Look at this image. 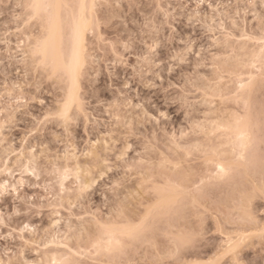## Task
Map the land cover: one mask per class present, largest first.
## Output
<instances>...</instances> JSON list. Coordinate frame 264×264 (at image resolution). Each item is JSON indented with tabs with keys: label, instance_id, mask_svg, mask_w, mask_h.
I'll return each instance as SVG.
<instances>
[{
	"label": "rangeland",
	"instance_id": "rangeland-1",
	"mask_svg": "<svg viewBox=\"0 0 264 264\" xmlns=\"http://www.w3.org/2000/svg\"><path fill=\"white\" fill-rule=\"evenodd\" d=\"M29 3L0 0V261L53 264L67 258L73 264H100L113 259L92 249L97 221L117 229L133 222L154 204L150 190L158 184L166 186L165 197H179L180 212L157 219L156 236L136 257L142 264L158 256L173 258L177 248L176 264H231L227 254L241 240L259 246L264 0H94L96 34L88 33L79 99L67 121L59 113L70 81L61 69L49 79L51 68L45 73L34 67L38 33L35 22L28 21ZM164 37L176 64L188 57L182 40H194L195 50L203 49L207 59L200 75L179 86L183 104L164 103L163 90L148 87L149 81L141 82L132 71L136 53L159 51ZM129 38L135 43L126 54L123 44ZM163 74L167 87L168 72ZM125 84L133 86L125 89ZM139 104L160 122L144 120L143 110L135 107ZM138 111L135 127L143 129L128 139L133 150L126 164L117 160L127 147L125 118L132 124ZM238 125L247 126L251 136L243 158L231 144ZM153 132L157 135L146 150L143 137ZM98 156L108 158L107 167ZM219 163L229 169L223 179ZM121 183L116 200L113 185ZM193 230L202 234L200 241L185 246L181 234ZM251 251L245 247L243 255Z\"/></svg>",
	"mask_w": 264,
	"mask_h": 264
},
{
	"label": "snow or ice",
	"instance_id": "snow-or-ice-1",
	"mask_svg": "<svg viewBox=\"0 0 264 264\" xmlns=\"http://www.w3.org/2000/svg\"><path fill=\"white\" fill-rule=\"evenodd\" d=\"M17 7H25V5H17ZM26 7L29 10L28 21L35 22L34 31L38 33L32 50L34 67L38 71H44L45 73L51 68L52 74L49 76V79H52L57 74L61 65H58L56 62L50 64L48 54L51 50H57L62 59L63 70L71 75L72 89L70 90L69 100L65 103L64 111L59 113L60 117L67 121L69 104L75 103L79 99V82L86 61L87 36L90 31L93 35L96 34L95 9L97 5L93 3L89 6L84 0H80L79 3H66L64 0H30V3L26 5ZM168 7L171 8L172 6L169 5ZM185 7L187 6L185 5ZM196 7L199 8V4H197ZM89 9H91V11ZM247 38L246 36H241V39ZM134 43L135 41L129 38V40L123 44L126 54L130 45ZM262 43H264V41H262ZM181 44L184 51L188 53V57H182L179 64L175 63L177 59L175 56H170L168 51L170 46L168 45L167 37H164L161 41L159 51L157 48H150L147 52H145L144 49H140L136 53V62L132 68L133 73L138 76L141 82L147 79L149 81L148 87L162 89L164 103L170 104L177 102L183 104L184 97L181 96L183 89L179 86L181 84H187L190 77L200 75L204 66L207 64V59L203 54L204 50L201 49L199 52L196 51L194 40H182ZM116 49L117 44L114 43L113 52H115ZM165 56H169V59L166 60ZM157 61L159 62L157 63ZM184 65H187V68H185ZM165 70L168 72L167 87H165V76L163 74ZM174 71L176 73L175 76H173ZM186 72L187 75L185 74ZM145 73H147V76ZM173 80L176 81L175 84H173ZM132 86L131 84H125L124 88L130 89ZM241 87H243V85H241ZM172 89H177V91L174 93L171 91ZM177 97H180V99L177 100ZM156 102L159 103V101ZM147 103L152 105L151 101ZM135 107L139 110H143L144 120L151 119L157 124L160 122L155 115L149 117V111L145 108L144 104H139ZM191 110L192 106L188 105L187 111L190 112ZM159 117L167 119L166 114L162 111L159 112ZM140 118L139 111L133 116L132 124L125 118L124 127L126 132L124 135L126 138L124 143L127 147L124 149V153L117 157V160H123L126 164L129 163L126 154L133 150V145L128 143V139L131 138V136L137 135V132L143 129V125L140 126V129L135 127L134 122ZM240 122V120L236 121L237 124ZM65 130L67 131V127ZM166 134L167 133H165V135ZM155 135H157V133L153 132L143 137V139L147 141L145 144L146 150L147 144L152 142V138ZM172 138L176 139L175 133H173ZM138 139H141V137H138ZM238 139L242 141V150L246 151L248 148L247 141L250 140V137L247 133H241ZM142 155V153H137V156ZM100 159H103L104 165L107 167L108 158L98 156L97 160ZM131 163H136L135 158H132ZM260 167L261 170L264 171V157L260 160ZM108 170H111L110 167H108ZM98 171L100 179H103L104 169L101 168L98 169ZM128 171H131V168H129ZM65 172H67V170H65ZM89 173H91V167L89 168ZM219 173H223L225 176L227 175L223 167L219 168ZM79 175L78 171V180ZM220 178L223 179V176H220ZM95 179L96 177L93 176L92 182H95ZM90 186V184L81 186V194ZM122 186V183L113 185V195L116 200H119L120 196L117 189ZM61 187H63V184H61ZM165 188L166 186L162 184L153 187L150 191L155 193L156 199L152 207L141 217L134 218L133 222L119 229L114 228L109 223L97 221V234L92 242V249L96 251L97 255L105 253L110 257H114L113 259L102 261L100 264H142L141 260L136 257L143 255L144 242L148 240L149 237L156 236L157 219L165 216L171 217L180 212L179 197H165ZM201 235V233H197L193 230L182 233L181 240L185 246H192L200 241ZM256 235H258L261 240L259 246L253 247L252 245L246 244L244 240H241L237 247L227 254L230 256L231 264H264V230H261ZM245 247L252 249L247 256L243 255ZM157 251H159V249H157ZM178 253L179 248H177L176 253L172 254L173 258L166 260L164 256H158L151 261V264H176ZM0 264H3V261H0ZM8 264H13V262L10 260ZM23 264H28V262L24 261ZM53 264H73V262L65 258L59 262L54 261ZM143 264H149V261L145 260ZM225 264H228L227 260Z\"/></svg>",
	"mask_w": 264,
	"mask_h": 264
},
{
	"label": "bare ground",
	"instance_id": "bare-ground-1",
	"mask_svg": "<svg viewBox=\"0 0 264 264\" xmlns=\"http://www.w3.org/2000/svg\"><path fill=\"white\" fill-rule=\"evenodd\" d=\"M77 2H79V1H77ZM76 2V3H77ZM84 2L85 3H87L89 6H91V4H93V2H94V0H84ZM90 10V9H89ZM261 45V44H260ZM264 48V47H263ZM263 51V50H262ZM48 60H49V62L50 63H53V62H56L58 65H61V67H60V69L61 70H63V68H62V59H61V57H60V54H59V52L57 51V50H51L50 52H49V54H48ZM59 69V70H60ZM60 70V71H61ZM64 71V70H63ZM63 71H61V72H63ZM64 73L67 75V77H68V79H69V81H70V83H69V88L67 89L68 91H66L67 92V95H66V97H65V101H63L64 103L62 104V106H61V108H60V111L61 112H63L64 111V109H65V103L66 102H68V100H69V94H70V90L72 89V79H71V75L68 73V72H66V71H64ZM72 104L73 103H70L69 104V106H68V110H67V115L69 114V111H70V107L72 106ZM241 126V125H240ZM239 125L238 126H236V127H234V128H236V131L234 132V139L232 140V142H231V144H233V146L236 148H239V155L241 156V157H244L245 156V152L246 151H244V150H242V148H241V144H242V141L241 140H239L238 139V137L241 135V133H247V135L250 137V140L249 141H247V143H248V147H249V145L251 144V136H250V131H249V129H248V127L247 126H242V127H240ZM235 148H233V149H235ZM236 150V149H235ZM233 151V150H232ZM235 152V151H234ZM220 167H223L224 169H225V172L227 173L228 172V167L226 166V165H224L223 163H219L218 164V168H220ZM230 168V167H229ZM218 171H219V169H218ZM228 174V173H227ZM219 175L220 176H225L223 173H219ZM218 175V176H219ZM227 176V175H226ZM117 229V228H116ZM232 246V245H231Z\"/></svg>",
	"mask_w": 264,
	"mask_h": 264
}]
</instances>
